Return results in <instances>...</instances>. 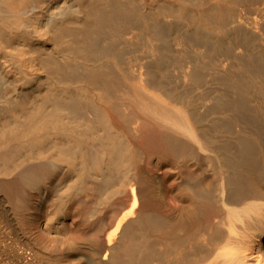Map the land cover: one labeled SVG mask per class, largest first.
I'll return each instance as SVG.
<instances>
[{"label": "bare ground", "instance_id": "6f19581e", "mask_svg": "<svg viewBox=\"0 0 264 264\" xmlns=\"http://www.w3.org/2000/svg\"><path fill=\"white\" fill-rule=\"evenodd\" d=\"M0 264H264V0H0Z\"/></svg>", "mask_w": 264, "mask_h": 264}]
</instances>
